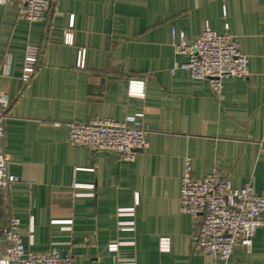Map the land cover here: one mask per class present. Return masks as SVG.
I'll return each instance as SVG.
<instances>
[{
	"label": "crops",
	"instance_id": "obj_1",
	"mask_svg": "<svg viewBox=\"0 0 264 264\" xmlns=\"http://www.w3.org/2000/svg\"><path fill=\"white\" fill-rule=\"evenodd\" d=\"M207 26L234 35L249 58V73L224 78L221 92L181 68L187 56L174 45ZM28 45L42 57L24 78ZM133 79L143 96L129 93ZM0 90L10 98L0 151L17 176L0 188V227L19 217L29 251L75 264H224L197 249L182 176L191 158L197 177L218 169L234 188L264 193V0H54L40 21L0 4ZM137 113L149 144L134 160L71 142L67 122ZM6 248L0 235V256ZM228 262L264 264V228Z\"/></svg>",
	"mask_w": 264,
	"mask_h": 264
},
{
	"label": "built area",
	"instance_id": "obj_2",
	"mask_svg": "<svg viewBox=\"0 0 264 264\" xmlns=\"http://www.w3.org/2000/svg\"><path fill=\"white\" fill-rule=\"evenodd\" d=\"M54 0H0L19 9L20 16L31 21L43 20ZM70 18V27L74 24ZM175 36V31L173 32ZM68 41L72 35L68 33ZM176 51L186 55L187 60L180 67L191 72L196 78L207 79L217 92H221L224 78L246 76L249 73L247 54L243 53L236 37L229 32H219L207 26L200 37L188 42L183 33L174 42ZM86 50H81L79 66L85 64ZM5 70L11 66V56L6 55ZM42 50L39 46L28 45L23 77H30L36 67ZM172 71H174L172 69ZM129 93L145 94L143 80H130ZM10 106L7 92L0 90V138L5 135L4 121ZM142 113L128 115L124 120L114 118H92L85 121L67 122L71 142L94 150H109L117 153L122 160H134L140 151L148 147L149 130L144 125ZM17 181V176L8 170V157L0 151V188L9 189ZM181 209L197 220L195 238L197 249L219 257L224 264L237 245L250 246L258 228H264V193L254 190L251 184L234 188L228 178L218 169L197 177L193 173L191 158H186L185 172L181 185ZM120 210L119 214H124ZM129 228L131 226H123ZM0 235L7 242L5 253L0 256V264H75L72 254L57 251L33 252L26 248L20 219L10 214L7 224L0 227ZM160 250L170 249V238L159 240ZM118 244H111L116 250Z\"/></svg>",
	"mask_w": 264,
	"mask_h": 264
}]
</instances>
